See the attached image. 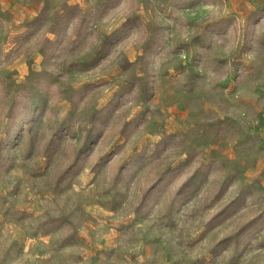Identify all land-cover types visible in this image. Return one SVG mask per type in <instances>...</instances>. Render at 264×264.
Returning <instances> with one entry per match:
<instances>
[{
    "label": "rangeland",
    "instance_id": "374dc122",
    "mask_svg": "<svg viewBox=\"0 0 264 264\" xmlns=\"http://www.w3.org/2000/svg\"><path fill=\"white\" fill-rule=\"evenodd\" d=\"M0 264H264V0H0Z\"/></svg>",
    "mask_w": 264,
    "mask_h": 264
},
{
    "label": "clouds",
    "instance_id": "9594fccd",
    "mask_svg": "<svg viewBox=\"0 0 264 264\" xmlns=\"http://www.w3.org/2000/svg\"><path fill=\"white\" fill-rule=\"evenodd\" d=\"M136 32H137V29L133 28L132 30L129 31V33L125 37L121 38L118 42H116L115 45L112 48L114 49V48L120 47V45L123 44L125 41L132 39L133 36L136 34ZM145 43H146V40H145L144 44ZM108 55H111V50H110ZM227 55L228 54H224V56H227ZM134 90L135 89H133V91Z\"/></svg>",
    "mask_w": 264,
    "mask_h": 264
}]
</instances>
